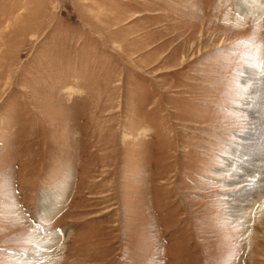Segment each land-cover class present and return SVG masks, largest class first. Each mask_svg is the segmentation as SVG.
<instances>
[{
  "label": "rangeland",
  "instance_id": "rangeland-1",
  "mask_svg": "<svg viewBox=\"0 0 264 264\" xmlns=\"http://www.w3.org/2000/svg\"><path fill=\"white\" fill-rule=\"evenodd\" d=\"M35 252L264 264V1L0 0V264Z\"/></svg>",
  "mask_w": 264,
  "mask_h": 264
},
{
  "label": "bare ground",
  "instance_id": "bare-ground-1",
  "mask_svg": "<svg viewBox=\"0 0 264 264\" xmlns=\"http://www.w3.org/2000/svg\"><path fill=\"white\" fill-rule=\"evenodd\" d=\"M240 1V0H239ZM262 1H264V0H262ZM242 5H245L246 7H247V9H248V5L247 4H245L244 2L242 3ZM241 12L243 13V14H249L248 12L249 11H246V10H241ZM241 15V14H240ZM237 161V160H236ZM233 175V174H232ZM237 175V172H236V174L234 175V179H235V176ZM263 175V174H262ZM244 179V178H243ZM246 182H248V179L246 180ZM234 183H237L238 184V182H234ZM245 182H243L242 184H244ZM250 183V182H249ZM230 185H233L232 183H230ZM47 197H45L44 195H42L41 197H40V199H39V204L37 205L38 206V208H37V211H38V216H40V217H42V218H46V217H49L51 214H53L54 213V211H56V205H55V197H52V198H50L51 196H50V194H48V193H44ZM48 196H50V197H48ZM231 198V197H230ZM238 200V199H237ZM230 202V201H229ZM231 203V202H230ZM229 203V204H230ZM232 203H234V202H232ZM236 213H238V212H235L234 214L236 215ZM243 213L242 212H239V215L241 216ZM57 234V233H56ZM58 236H59V239L61 238V236H62V232H60V234L58 233L57 234ZM51 242H54L55 244H56V241L55 240H52V239H50V240H48V242H46L45 244H43L42 246V253H43V255L45 254L46 255V253H47V251L50 249V248H53L52 247V245L54 244V243H51ZM57 244H58V242H57ZM41 253H39V254H37L36 252L33 254V260L31 261V262H25V261H27V259H29V258H31L30 257V255L28 254L27 255V258H23V261H24V263L25 264H39V262H40V257H41ZM32 256V255H31Z\"/></svg>",
  "mask_w": 264,
  "mask_h": 264
}]
</instances>
